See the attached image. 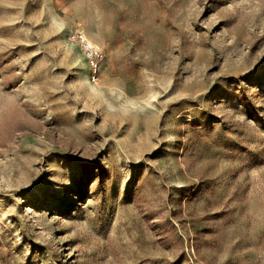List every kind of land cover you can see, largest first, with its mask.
Masks as SVG:
<instances>
[{
	"label": "rangeland",
	"instance_id": "374dc122",
	"mask_svg": "<svg viewBox=\"0 0 264 264\" xmlns=\"http://www.w3.org/2000/svg\"><path fill=\"white\" fill-rule=\"evenodd\" d=\"M0 264H264V0H0Z\"/></svg>",
	"mask_w": 264,
	"mask_h": 264
},
{
	"label": "built area",
	"instance_id": "2783aa9c",
	"mask_svg": "<svg viewBox=\"0 0 264 264\" xmlns=\"http://www.w3.org/2000/svg\"><path fill=\"white\" fill-rule=\"evenodd\" d=\"M95 53V52H94ZM91 54V56H92V59H93V57L96 55V54ZM91 64H92V67H93V70H94V72H95V70H96V61L94 60V61H92L91 62Z\"/></svg>",
	"mask_w": 264,
	"mask_h": 264
}]
</instances>
